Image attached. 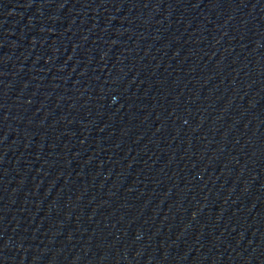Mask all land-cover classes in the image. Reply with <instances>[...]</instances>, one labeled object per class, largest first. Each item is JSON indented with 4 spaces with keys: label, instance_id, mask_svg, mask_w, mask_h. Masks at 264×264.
I'll return each instance as SVG.
<instances>
[{
    "label": "water",
    "instance_id": "95a60500",
    "mask_svg": "<svg viewBox=\"0 0 264 264\" xmlns=\"http://www.w3.org/2000/svg\"><path fill=\"white\" fill-rule=\"evenodd\" d=\"M0 264H264V0H0Z\"/></svg>",
    "mask_w": 264,
    "mask_h": 264
}]
</instances>
